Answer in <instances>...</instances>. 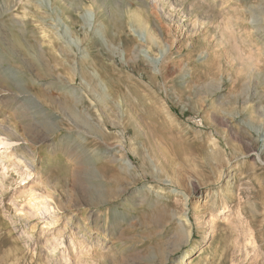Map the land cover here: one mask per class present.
I'll return each instance as SVG.
<instances>
[{
  "label": "rangeland",
  "instance_id": "1",
  "mask_svg": "<svg viewBox=\"0 0 264 264\" xmlns=\"http://www.w3.org/2000/svg\"><path fill=\"white\" fill-rule=\"evenodd\" d=\"M26 1L0 0V64L18 68L0 73L17 132L0 133V264H264V0H108L110 16L63 0L85 5L65 59L38 50L35 23L11 26ZM30 1L55 36L59 11ZM127 7L161 44L135 48Z\"/></svg>",
  "mask_w": 264,
  "mask_h": 264
},
{
  "label": "bare ground",
  "instance_id": "2",
  "mask_svg": "<svg viewBox=\"0 0 264 264\" xmlns=\"http://www.w3.org/2000/svg\"><path fill=\"white\" fill-rule=\"evenodd\" d=\"M47 1L49 3L47 2V5H44L45 8H47V6H48V7H50V9H49L50 11L51 10L53 11V9L58 10L60 17H61V18L59 17V21L61 20L59 23H57V22L55 23L54 18H52V22L55 25V27H54L55 31H53L54 34L56 33L55 36L54 35L50 36V33H49L50 31H47L48 29L46 27H44L45 23H43V22L47 20L48 14H47V16L42 17L39 13H33L32 10L28 9V7H30V6H33V7L37 6V8H41V7H39V6H41V4L38 3L37 1L34 2V1L27 0L26 3L23 2L24 5L21 7L20 11L15 12V13L9 12V19H10V22L12 24L11 26H15V27H18L19 29L25 30L27 28L28 24L35 23V26H39V28L41 30V35L38 36L37 41H36L37 43L35 44V46L37 45L38 50H41V51L50 50L63 59L68 58L69 57L68 52H69V50H71V43L72 42L71 43L69 42L70 40L66 37V35L69 33L71 35V37H75V35H76V33H75V26L76 25L75 24L78 23V21L76 20V15H79V13L84 9L85 5L83 2H80L78 5L72 7V6H68L63 0H47ZM130 1H134L138 5V7H147V4H148L146 2V0H130ZM173 2H175V1H173ZM107 3H108V0H90V5L88 6L87 9H93L95 14L97 12L99 15L110 16L111 10L109 8V4H107ZM127 11L129 13L130 17L133 19L134 27L143 35V38H144L143 41L137 40V44H136L135 48L140 47V48L149 49L152 45H159L162 43L163 33L156 23H152L147 17H144L143 15H141V13H139L136 10H132V9H129L127 7ZM45 12H47V11H45ZM95 16H97V14ZM62 30L64 31L63 33H62ZM78 42L82 44L83 41L81 38H79ZM78 49H79V47H78ZM36 50H37V48H36ZM79 59H80L81 65L86 63V61L88 60L87 57H85L84 55H81ZM46 64H48V63H46ZM42 65H44V64L42 63ZM42 65H40V68L38 69L36 75L38 76V78L51 79V80L46 81V83H47L46 88H48V89L56 88L57 86L62 85L61 76L56 74L57 76L52 75V77H51V74L49 73L50 69L48 68V66L47 65L42 66ZM17 69L15 68L14 64H12V63H7V64H3V65L0 64V73L4 74L5 76L10 75V74L17 76V73H18ZM79 70H80V73L82 76L83 75L82 68ZM83 78H84V76H83ZM72 81H74V78H72ZM63 84H65V83H63ZM25 94H27V93H25ZM28 97H29L28 101L35 103L36 105H34V106L36 108H38L39 111H44L42 106L39 104L37 98L32 96L31 93L29 94ZM19 99H23V98H18V100ZM25 99H26V96H25ZM23 102H24V100H23ZM72 103H74L73 109L71 108L72 104H70L69 108L67 107V109H70L72 114L78 115L75 107L79 106L80 102H79V100H74V102H72ZM42 113L43 112H41V114ZM78 119H80V118H78ZM43 120H45V119H43ZM47 121H49V120H47ZM47 121H45V124L50 125L49 122L47 123ZM0 133L5 134L8 138H10V140H11V138L16 137V135H17V132L14 128H10V127L6 126L1 121H0ZM5 135L0 136V144L3 143V140L1 139V137L3 138V136H5ZM11 150L12 151H9V153L11 152L10 154L16 155L15 157L19 160V162L24 164L23 166H25L26 169L33 167L30 170H34V171L36 170L34 163H33L34 162L33 160L35 158L36 153L34 152L33 149L27 148V149H25V151H22L24 149H22L21 147H14ZM27 175H30V173H28ZM29 200L33 201L32 195H30ZM41 203L44 204L45 202L42 201ZM100 203H101V201L97 202L96 204H92V207H95L98 209L93 211V212L89 211L85 216H87V218H94L96 220L102 218V213H101V210L99 209L101 207ZM56 206H57L56 207V212H57L60 210V207L58 205H56ZM46 208L50 210L52 207L48 204L46 206ZM223 210H225V209L223 208L222 212H224ZM50 212H52V211H50ZM114 214H117V212H113L110 215H114ZM68 219H70V218H68ZM104 231H106V229H104Z\"/></svg>",
  "mask_w": 264,
  "mask_h": 264
}]
</instances>
